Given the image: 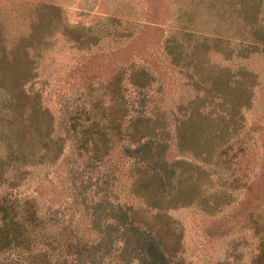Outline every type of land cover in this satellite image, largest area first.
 <instances>
[{
  "label": "trees",
  "instance_id": "trees-1",
  "mask_svg": "<svg viewBox=\"0 0 264 264\" xmlns=\"http://www.w3.org/2000/svg\"><path fill=\"white\" fill-rule=\"evenodd\" d=\"M244 1L200 0L184 14H202L211 36L238 38L250 23L264 43L260 0ZM20 4L23 28L8 55L0 45V264H183L181 227L168 214L179 207L217 221L241 214L254 239L249 262L264 264V187L248 199L264 178V123L243 122L253 82L229 71L233 62L226 71L203 63L192 32L156 26L132 55L120 40L132 32L90 49L100 37L68 29L81 58L25 87L49 18L38 2ZM9 15L0 8V42ZM224 16L236 24L220 31ZM221 50L229 62L241 52ZM163 60L191 70L182 71L190 90L167 104L161 78L171 91L174 78Z\"/></svg>",
  "mask_w": 264,
  "mask_h": 264
},
{
  "label": "rangeland",
  "instance_id": "rangeland-1",
  "mask_svg": "<svg viewBox=\"0 0 264 264\" xmlns=\"http://www.w3.org/2000/svg\"><path fill=\"white\" fill-rule=\"evenodd\" d=\"M38 2L41 9L47 13L49 23L42 30L39 41V53L33 57L34 71L37 77L25 83V87L37 86V82L49 71H66L75 58H81L83 51L81 45L67 40L65 31L73 29L83 34L91 33L100 39L96 44L89 43L90 49L101 44L106 47L108 40L115 42L126 39L128 55H132L139 49L146 47L152 28L160 26L163 33L169 34L177 26L192 32L190 42L197 41L194 51L195 56L204 63H215V71L237 72L240 77L248 78L253 82L251 108L245 112L243 120L245 127L252 125L258 120V125L263 126L264 119V43L251 35L250 23L244 26L245 31L240 36L228 35L211 36L206 27V19L199 13L194 18L187 17L184 13H195L198 8L202 9L200 0H28ZM3 6L8 7L10 15L3 23V39L0 45L4 48L5 55L9 54L10 47L16 42L19 31L23 28L25 8L20 0H0ZM236 7L242 8V0H234ZM259 12L255 27L264 34V0L259 1ZM12 4V6H11ZM251 0L244 1V7H248ZM237 13L236 21L241 25V16ZM243 12V11H242ZM239 14V15H238ZM234 19L227 16L217 20V27L222 31L230 26ZM236 24V23H235ZM125 28V29H124ZM253 28V27H252ZM130 37H118L117 34H128ZM262 34V35H263ZM125 45V44H124ZM224 47L240 50V56L231 59L230 62L223 58L221 49ZM94 64V63H93ZM105 64V63H104ZM100 64L97 71H110V67ZM165 66V67H164ZM162 67L174 78L172 91L168 88V74L161 78L165 101L169 98L185 94L190 90L189 80L183 76L182 71H191L180 64H168L162 61ZM90 71V70H88ZM252 73L255 76H246ZM170 91V92H169ZM255 116V117H254ZM262 118V119H261ZM257 125V126H258ZM262 131V130H261ZM258 132H255L257 135ZM264 187V178H259L248 199L255 201L259 190ZM168 214L176 220L181 227L180 250L177 258L182 259L183 264H250L249 258L253 250L254 239L250 232L241 226L242 215H233L227 220L201 215L192 207H179L171 209Z\"/></svg>",
  "mask_w": 264,
  "mask_h": 264
}]
</instances>
